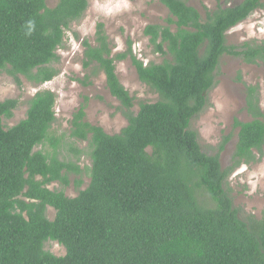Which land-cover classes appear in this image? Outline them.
<instances>
[{"label": "trees", "instance_id": "obj_1", "mask_svg": "<svg viewBox=\"0 0 264 264\" xmlns=\"http://www.w3.org/2000/svg\"><path fill=\"white\" fill-rule=\"evenodd\" d=\"M49 1L0 0V71L18 87L21 78L38 87L58 75L57 51L88 8V0H57L51 8ZM158 1L168 12L166 25L149 24L143 35L161 63L137 59L130 40L113 54L102 23L93 44L82 43L83 69L91 77L104 75L127 125L106 134L85 120V102L73 114L69 137L86 143L91 163L89 184L75 197L64 189L77 168L59 158L61 142L51 134L56 95L37 92L25 118L8 129L3 119L12 117L18 101H0V264H264V206L260 218H241L228 186L237 168L263 154L257 87L247 88L251 120L234 121L230 166L220 162L230 137L208 154L190 128L215 87L223 56L264 66V42L227 44V33L264 8V0L219 6L204 20L185 0ZM125 60L158 97L135 113L116 75V63ZM46 142L51 154L34 151ZM53 183L61 189L50 190ZM49 241L61 245L64 256L46 251Z\"/></svg>", "mask_w": 264, "mask_h": 264}, {"label": "rangeland", "instance_id": "obj_2", "mask_svg": "<svg viewBox=\"0 0 264 264\" xmlns=\"http://www.w3.org/2000/svg\"><path fill=\"white\" fill-rule=\"evenodd\" d=\"M185 1L197 10L204 20L206 12H211L219 6H234L242 0ZM56 3L57 0H50L47 5L51 8ZM167 18L168 12L158 0H88V8L83 18L70 25L64 37L63 47L57 51L59 62L55 67L59 73L53 80L35 87L21 78V86L18 87L11 77L0 71V101H18L12 117L3 119L5 129L13 127L25 118L28 102L37 92L49 90L56 95V121L52 125L51 134L61 142L59 158L70 163L78 171L71 170L69 173L70 183L64 189L67 197H75L90 181L91 163L86 143L76 142L69 137L70 123L79 106L85 102V120L102 128L108 135L119 133L127 125L118 101L110 96L105 86L104 75L91 77L89 72L83 69L82 43L88 41L93 44L96 26L102 23L113 54L123 52L126 42L130 40L137 59L144 64H159L163 58L152 53L143 30L149 24L166 25ZM246 42H264V8L254 12L227 33L229 46L240 47ZM116 75L134 99V113L138 111L140 103L157 101V95L138 80L129 60L116 63ZM215 81V87L207 94L205 108L191 120L190 128L197 132L201 149L208 154H215L223 138L230 137L220 155L221 165L226 168L231 164L237 141L238 129L234 127V121L251 120L245 110L248 87H257L259 107L264 112V66L246 64L240 58L225 55L215 72ZM37 150L49 154L53 152L52 146L47 142L44 146L34 149ZM78 151H81L80 155L76 153ZM262 153L256 156L259 160L240 166L228 179L233 205L239 210L241 218L248 215L260 218L264 206V147ZM76 182H80L78 187ZM48 188L60 190L61 186L53 183ZM46 216L52 220L53 209L48 207ZM44 249L57 257L65 254L64 248L52 241L45 243Z\"/></svg>", "mask_w": 264, "mask_h": 264}]
</instances>
